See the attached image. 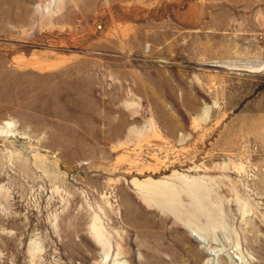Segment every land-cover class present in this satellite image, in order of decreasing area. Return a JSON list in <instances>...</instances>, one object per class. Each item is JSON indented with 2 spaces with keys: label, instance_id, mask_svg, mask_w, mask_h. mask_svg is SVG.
<instances>
[{
  "label": "rangeland",
  "instance_id": "obj_1",
  "mask_svg": "<svg viewBox=\"0 0 264 264\" xmlns=\"http://www.w3.org/2000/svg\"><path fill=\"white\" fill-rule=\"evenodd\" d=\"M264 0H0V264H264Z\"/></svg>",
  "mask_w": 264,
  "mask_h": 264
},
{
  "label": "built area",
  "instance_id": "obj_2",
  "mask_svg": "<svg viewBox=\"0 0 264 264\" xmlns=\"http://www.w3.org/2000/svg\"><path fill=\"white\" fill-rule=\"evenodd\" d=\"M259 39H260L261 41H264V35H263V34H260Z\"/></svg>",
  "mask_w": 264,
  "mask_h": 264
}]
</instances>
